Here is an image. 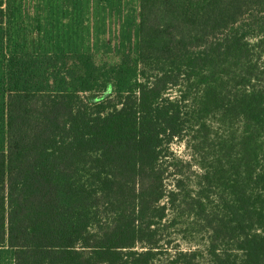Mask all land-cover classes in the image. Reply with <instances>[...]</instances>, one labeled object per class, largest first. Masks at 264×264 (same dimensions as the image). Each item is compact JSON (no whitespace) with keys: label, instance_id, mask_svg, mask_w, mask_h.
<instances>
[{"label":"trees","instance_id":"1","mask_svg":"<svg viewBox=\"0 0 264 264\" xmlns=\"http://www.w3.org/2000/svg\"><path fill=\"white\" fill-rule=\"evenodd\" d=\"M138 21L131 88L7 93L0 248L13 264H264V0H139Z\"/></svg>","mask_w":264,"mask_h":264},{"label":"rangeland","instance_id":"2","mask_svg":"<svg viewBox=\"0 0 264 264\" xmlns=\"http://www.w3.org/2000/svg\"><path fill=\"white\" fill-rule=\"evenodd\" d=\"M0 2L5 15L0 25V151L5 149L8 92L126 90L137 80L139 0ZM170 152L168 162L181 160L180 176L190 183L198 170L185 165L192 162L187 142H173ZM171 182V177L165 180L168 188ZM190 233L174 231L175 243L182 249L201 245V238ZM12 262V250L0 248V264Z\"/></svg>","mask_w":264,"mask_h":264},{"label":"crops","instance_id":"3","mask_svg":"<svg viewBox=\"0 0 264 264\" xmlns=\"http://www.w3.org/2000/svg\"><path fill=\"white\" fill-rule=\"evenodd\" d=\"M12 264H13V262H12Z\"/></svg>","mask_w":264,"mask_h":264}]
</instances>
